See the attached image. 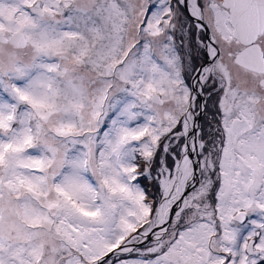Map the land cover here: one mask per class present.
Returning <instances> with one entry per match:
<instances>
[{"label": "snow or ice", "instance_id": "1", "mask_svg": "<svg viewBox=\"0 0 264 264\" xmlns=\"http://www.w3.org/2000/svg\"><path fill=\"white\" fill-rule=\"evenodd\" d=\"M0 264H264V0H0Z\"/></svg>", "mask_w": 264, "mask_h": 264}, {"label": "flooded vegetation", "instance_id": "2", "mask_svg": "<svg viewBox=\"0 0 264 264\" xmlns=\"http://www.w3.org/2000/svg\"><path fill=\"white\" fill-rule=\"evenodd\" d=\"M210 102H212V101H209V104H210Z\"/></svg>", "mask_w": 264, "mask_h": 264}, {"label": "rangeland", "instance_id": "3", "mask_svg": "<svg viewBox=\"0 0 264 264\" xmlns=\"http://www.w3.org/2000/svg\"><path fill=\"white\" fill-rule=\"evenodd\" d=\"M212 102H210V105H211Z\"/></svg>", "mask_w": 264, "mask_h": 264}]
</instances>
